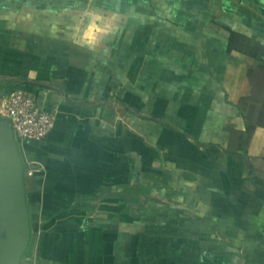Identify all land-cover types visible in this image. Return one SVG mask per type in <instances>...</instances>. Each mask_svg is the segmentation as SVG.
<instances>
[{
	"label": "crops",
	"instance_id": "1",
	"mask_svg": "<svg viewBox=\"0 0 264 264\" xmlns=\"http://www.w3.org/2000/svg\"><path fill=\"white\" fill-rule=\"evenodd\" d=\"M38 264H264V0H0V97Z\"/></svg>",
	"mask_w": 264,
	"mask_h": 264
},
{
	"label": "water",
	"instance_id": "2",
	"mask_svg": "<svg viewBox=\"0 0 264 264\" xmlns=\"http://www.w3.org/2000/svg\"><path fill=\"white\" fill-rule=\"evenodd\" d=\"M24 170L10 122L0 117V264H20L30 241Z\"/></svg>",
	"mask_w": 264,
	"mask_h": 264
},
{
	"label": "built area",
	"instance_id": "3",
	"mask_svg": "<svg viewBox=\"0 0 264 264\" xmlns=\"http://www.w3.org/2000/svg\"><path fill=\"white\" fill-rule=\"evenodd\" d=\"M0 117L9 120L16 140H42L54 127L56 113L39 107L33 93L17 87L0 97ZM20 264H38L33 253H24Z\"/></svg>",
	"mask_w": 264,
	"mask_h": 264
},
{
	"label": "trees",
	"instance_id": "4",
	"mask_svg": "<svg viewBox=\"0 0 264 264\" xmlns=\"http://www.w3.org/2000/svg\"><path fill=\"white\" fill-rule=\"evenodd\" d=\"M29 248H30V246L28 247V249L26 250L25 253H30L31 252Z\"/></svg>",
	"mask_w": 264,
	"mask_h": 264
},
{
	"label": "rangeland",
	"instance_id": "5",
	"mask_svg": "<svg viewBox=\"0 0 264 264\" xmlns=\"http://www.w3.org/2000/svg\"><path fill=\"white\" fill-rule=\"evenodd\" d=\"M18 143H19V142H18ZM30 240H31V235H30ZM30 242H31V241H29L28 247L30 246ZM28 247H27V249H28ZM25 252H26V251H25Z\"/></svg>",
	"mask_w": 264,
	"mask_h": 264
}]
</instances>
